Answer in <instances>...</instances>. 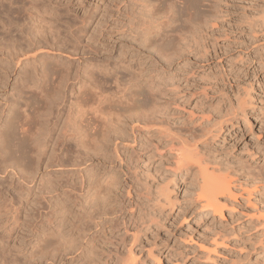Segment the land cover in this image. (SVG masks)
<instances>
[{"label":"rangeland","instance_id":"1","mask_svg":"<svg viewBox=\"0 0 264 264\" xmlns=\"http://www.w3.org/2000/svg\"><path fill=\"white\" fill-rule=\"evenodd\" d=\"M128 1L122 22L120 0L0 1V44H11L0 55V204L18 208L0 213L1 246L23 259L36 242L24 223L38 217L35 197L25 201L17 188L35 184L29 178L36 173L42 127L55 122L56 135L69 116L80 126L83 150L92 153L107 124L123 129L159 106L170 127L186 133L190 149L203 155L180 170L167 146L153 155L138 139L126 144L133 158L127 169L120 152L121 167L132 171L127 177L140 186L139 202L151 221L138 226V236L131 226L125 230L134 190L109 187L117 195L114 227L93 234L104 238L103 259L115 252L126 257L131 245L136 264H264V0H134L133 7ZM132 14L139 20L147 15L151 29H129ZM14 55L23 60L18 67ZM89 71L104 81L99 110L93 94L78 89ZM89 117L105 118L101 136L87 130ZM199 169L230 180L232 195L217 197L221 214L203 207ZM18 247L22 252L15 254Z\"/></svg>","mask_w":264,"mask_h":264},{"label":"bare ground","instance_id":"2","mask_svg":"<svg viewBox=\"0 0 264 264\" xmlns=\"http://www.w3.org/2000/svg\"><path fill=\"white\" fill-rule=\"evenodd\" d=\"M132 1L134 0L128 1L129 7L130 5L131 7H133L135 4L134 2H136ZM120 2L124 7V10L123 8H119V10L117 11H119L121 16L124 14V18L123 16L121 17L122 22L125 20L126 9L128 6L126 5L127 0H120ZM181 8L182 7H180L179 9ZM128 9L129 10L127 12H136L135 10V12L133 11L134 8H132V10H130V8ZM129 16L127 17L126 22H128V28L134 30V32L138 33L144 31L145 33L146 31H149L151 29V25L153 23L151 19L147 17V15H145L143 17L144 19L142 18V20L141 18L139 20V17L136 18L133 14L131 17ZM9 22L10 21H8L7 23ZM1 23L4 24L5 22L3 23L1 21ZM7 23L2 26L6 27ZM4 40L3 42L5 43ZM1 44L0 55H5V52H7L8 54V51L6 50L9 49L5 46L7 45V43L4 46H1ZM10 46L11 44L9 46L7 45V47ZM2 47L6 48L4 50L5 52L1 50ZM12 53L9 55H12ZM9 55L7 56L9 57ZM31 56L33 57L34 55ZM1 57L3 56H0V60ZM6 60L7 59L5 58V61ZM15 60L14 64L16 67H18L19 63L23 62V60L21 61L20 57L16 58ZM6 64L5 67H7ZM2 68H4V66ZM1 70L3 71V69ZM82 80V82L81 80H76L77 84H79L78 86H80L78 89H81L80 91L82 92V88L84 87L87 92L92 93L95 100L94 103H96L95 107L99 106L97 107V109L100 108V104H102L106 99L104 92L105 89L103 90L104 81H101L100 78L96 77L93 71H89L87 73L85 81L84 78ZM70 84V89H68L70 90V92H72L75 85H72V83ZM81 92L76 93L80 95ZM63 94H61L60 96L62 97ZM65 95L63 96V99L65 98L66 102L68 94ZM61 102L62 105L65 103L64 100H62ZM97 109L95 108L93 110L92 108V110L90 111H95L98 114L101 113L97 112L99 110ZM0 110L3 109L0 108ZM62 110L63 106L59 107L58 115ZM101 110L102 109H100V111ZM99 117H101L100 114ZM71 119L68 116V118L63 122L62 126H60L59 131L57 130L58 132L56 135H54L56 130L55 122L51 124V126H49L47 129L42 127V129H40L41 131H39L37 137L38 139L36 140L35 145V148H37L36 151H38V165L36 168L35 176L29 178L30 181L31 179L32 181L34 180L35 184H23L22 186L17 188L20 196L25 201L31 196L35 197V203L37 204L39 210L37 211L39 212V214L35 216L38 217L34 216L35 218H32V222L34 223H31L30 220L32 219L27 216L30 222L28 221V219H26L24 223L26 222L25 225L27 229L34 231L32 233L36 238V242L30 249V253H25V255L22 256L23 259H19L23 254L21 253V247H18L19 250H17L18 248L15 249V254L21 253L20 257L18 258V256H15L14 258H11V255L8 253V249H5V246L2 247V244H0V264H28V262H30L31 260L35 264H136V256H138L139 254L137 255L134 252L130 251L131 245H129V248L126 249V251L128 252V256L125 257L119 252H115L108 253L107 255H105V259H103L104 255L102 254L107 247L102 248L100 247L101 245H99V243H101V240L103 241L104 238L100 236L101 240H99L100 238H96L93 235H97V233L100 232H103L104 234V231L108 229L112 231V228L114 227L110 224L113 223V219L115 223V219L117 218L116 216V218H113L114 215H116V213L118 212V210L116 209V205H114L115 203L113 204V202H116L114 200L117 195L113 192V188L109 187H114L115 190L125 188V191H127V193L128 190H134V199L132 201V206L130 207L131 211L129 210L128 212L129 218L126 223L124 222L125 224L123 223L125 230L127 229L128 231V227L131 226L132 229L136 230L135 234L137 235V233L140 232L138 230V226H142L143 224L151 221V214L149 212L147 213L145 206L143 204H140L139 202L140 196L142 195L141 191L139 190L140 186L138 187L137 184L131 182L130 177H127L132 171H129L130 173H128L127 170L125 171L121 167L123 159L120 158V152L125 155L124 164L127 168L129 163H131V159L133 157L130 158L131 155H127L130 149L127 150L128 146H126V144H134L135 140L138 139L139 142L142 143V145L140 144L142 151L144 150L145 153L151 152L153 155L155 153H159V151H162V148L165 149L167 146L169 152H174V164L176 169L180 170L183 169L187 162H190L193 159L199 160L200 156L203 155L202 152L199 153L196 148H194L195 150L190 149V147L188 146L189 136L186 135V133L181 134L180 131H174L173 128L170 127V122L168 121L169 118H167L164 107H155L152 111L141 116L136 121L124 125L125 127L122 125L123 129L117 128L118 124H113V127L117 126V129L115 128L114 130L111 124H109L112 131H110L111 129L109 130L108 127L110 126H108L105 121L101 122V120H105V118H102L101 120L100 118H98L97 121H94L89 117L86 127L91 135L97 136L100 134V130H102V132L106 130L102 139H98L101 143L97 141L100 144H96L98 145L96 147L100 148L97 149L95 147L96 149L94 148L95 150H93L92 153L83 150L81 146V135L79 133L80 126H77V123H75ZM102 123H104L105 125L107 124L104 127H107L104 131L102 129L103 127L100 129V127L103 126ZM221 129L222 127L220 126L215 128L213 134L220 133ZM102 132L101 134H103ZM110 132H112L111 134L113 136L110 135ZM4 134L5 133L3 128L0 127V140L2 136H4ZM146 136H148V138L146 142H144L145 144H143L142 141ZM192 138L190 140H194ZM120 144H122L123 148L119 147ZM72 147H75L77 150L74 151L75 149L73 150ZM139 152H141V150ZM199 154L201 155L199 156ZM114 159H117L119 162L118 170L122 173L123 178L127 177L128 179H121V174H118V172L116 171L117 169L114 170V168H116L114 167ZM104 165H106V167H108L107 169L109 170H107ZM52 168L57 169L55 172L53 171L55 173L54 175H51L52 172L50 174L44 172ZM199 173L202 184L200 187L201 197L204 199L203 207L213 212V214H221L222 206L219 204L217 197L223 192H228L230 195H232L230 193V180L224 177L214 176L213 174L208 173L207 169H199ZM105 177H110V184H105V180H107L105 179ZM128 180H130V182H128ZM8 210L16 211L18 210V208H14L13 205L10 204H0V213H7ZM19 225L20 224L18 223L17 226ZM133 234L134 232L131 235ZM136 235H133L131 244L135 243V241L137 240L138 235ZM97 236H99V234Z\"/></svg>","mask_w":264,"mask_h":264}]
</instances>
